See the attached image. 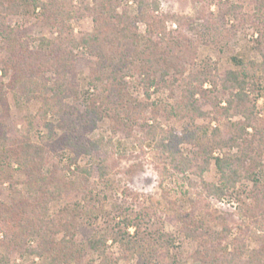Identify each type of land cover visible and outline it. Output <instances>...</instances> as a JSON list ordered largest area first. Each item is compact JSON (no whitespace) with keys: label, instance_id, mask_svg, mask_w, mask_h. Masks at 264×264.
Listing matches in <instances>:
<instances>
[{"label":"trees","instance_id":"16d2710c","mask_svg":"<svg viewBox=\"0 0 264 264\" xmlns=\"http://www.w3.org/2000/svg\"><path fill=\"white\" fill-rule=\"evenodd\" d=\"M124 1L92 0L91 5L76 7L72 0H0V4L5 5L6 15L18 14L23 9H31L32 12L39 9L45 24L57 32L54 39L41 37L27 41L18 29L4 23L0 15V39L5 42L7 53L2 59L0 84L10 71L5 86L14 104L17 107L31 101L39 104L36 113L28 117V125L43 124L48 128L46 139L43 138L41 144L32 142L28 136L18 137L9 133L6 128L9 105L6 93L0 89V185L11 184L9 202H0V234L3 237L0 241V264H8L10 251L30 238H37L38 249L42 251H36V254L41 257L46 254L47 258L52 251H60L58 260L51 264L78 263L75 260L79 256L78 250L64 254V245L69 246L68 243L62 242L58 248L53 243L60 232H72L73 223L66 218L67 208L52 215L50 206L53 202H60L66 193L77 190L82 194L81 205L86 211L96 207L92 204L96 197L95 180L104 178L108 168L106 156L97 153L106 150L111 139L101 135L89 140L83 135L91 132L104 116L116 121L114 134L118 128L136 121L133 108L137 107L141 116L149 105L147 102L133 103L126 99L122 104L120 99L127 87L124 78L132 74L141 78L139 83L147 98L152 86L159 88L181 83L178 86L183 97L167 112L188 118L190 125L180 133L173 129L165 130L152 116V125H146L145 129L149 148L163 157L161 176L167 178L194 173L200 182L189 181V187L196 196L216 199L235 194L246 179L252 181L246 198L258 209L263 203V208L257 212L261 219L256 226L262 230L261 238H264V157L250 166L254 142L247 140L248 129L253 130V138L255 135L264 136V117H259L255 105L260 84L264 83V53L260 51V61H238L234 70L222 74H214L213 69L204 64L192 79L182 78L183 49L189 45L188 40L183 38L181 31L167 30V18L157 0H131L135 7L134 15H130L126 8L119 11ZM252 1L255 19L264 26V0ZM236 8L228 5L226 12L233 13ZM84 16L91 18L93 27L78 39L68 22ZM137 23L145 25L144 34L139 32ZM30 41L37 42L34 49L30 48ZM78 49H82L85 55L93 94L82 93L79 89L75 64L78 55L74 53ZM49 72L53 77L46 76ZM206 83L210 84V89L204 88ZM225 92L229 96L223 100ZM197 95L210 102L214 115L227 120V132L218 126L195 124L197 118L206 116L195 99ZM115 97L119 101L113 99ZM82 98L84 109L78 105ZM222 100L225 101L224 106H220ZM118 106L125 113V118L117 111ZM49 114L58 117L56 126L46 124ZM233 116H239L241 120L231 122L229 119ZM213 119L219 120L216 116ZM56 129H61L59 135ZM79 131L83 134L79 135ZM45 142L53 149L71 151L75 158L64 167L47 169ZM181 145L191 146L190 154H185L180 149ZM215 151L218 154L215 155ZM82 154L92 156L94 164L76 165V158ZM212 161L218 172V181L206 182L203 174ZM13 164L25 176L19 183L22 189L15 187L18 183L13 181ZM71 164H74L73 169H70ZM91 179L94 181L90 182ZM131 225L127 221L123 231H114L113 240L120 242L126 256L137 255L143 260L141 264H153L150 252L137 242V232L131 235L127 231ZM105 243L104 237L93 238L88 241L87 248L104 256ZM237 249L229 252L212 246L203 254L204 258H210L209 264H241L244 254L247 264H264V245L248 251L242 243ZM79 250L82 254L84 249ZM172 261V264H177L175 258Z\"/></svg>","mask_w":264,"mask_h":264},{"label":"rangeland","instance_id":"374dc122","mask_svg":"<svg viewBox=\"0 0 264 264\" xmlns=\"http://www.w3.org/2000/svg\"><path fill=\"white\" fill-rule=\"evenodd\" d=\"M39 1L48 2L49 0ZM157 1L163 15L167 18V30L181 31L183 38L189 42V45L183 49L185 63H182L184 70L182 78L192 79L191 77L196 75L204 64L218 75L234 70L238 61L261 60L260 51L264 53V26L255 19V4L252 0ZM72 3L76 7H83L91 5L92 0H72ZM231 4L237 8L233 13H227V7ZM124 8L130 15H134L135 7L131 0L124 1L119 11ZM39 13V9L34 12L31 9H23L18 14L6 15L5 5L0 4V15L4 18V23L18 29L25 40L33 41L41 37L54 39L57 35L56 29L46 25ZM68 24L78 39L84 33L91 31L93 27L91 18L87 16L72 18ZM137 27L140 33H145L146 27L143 23H137ZM32 41L29 42L30 48L34 49L37 42ZM74 53L78 55L75 64L79 89L82 93L93 94L94 90L89 86V69L85 55L82 49L75 50ZM6 54L5 42L0 39V76L3 67L2 59ZM10 73L9 71L8 75L2 78V85L0 84V89L6 93L9 105L6 128L11 134L18 137L28 136L32 142L41 144L42 139H46L44 136L48 133L47 126L34 124L30 127L27 122L28 117L36 113L39 104L36 101L21 107L14 104L5 86ZM46 76L53 77V74L49 72ZM140 79L135 74L126 76L124 82L127 87L122 91L121 97H123H120L122 104L126 99L133 103L147 102L149 104L142 111L141 116L137 112L138 108H133L136 121L130 122L121 129L118 128L114 134L113 130L117 127L116 121L114 118L104 116L91 132L83 135L89 140L101 135L111 139L108 148L97 153L100 156H106L108 160L107 174L104 178L95 180L96 197L92 200V204L96 207L90 210L91 212L86 211L87 209L81 205L82 194L77 190L66 193L60 202L51 204L52 215L60 212L62 208H67L66 218L73 223L72 232L63 231L55 236L54 246L58 248L61 246L59 244L67 242L69 246L64 245V254L76 253L78 250L79 256L75 259L77 264H102L105 261V264H109L107 260L112 262L110 264H141L143 263L141 258L137 255L126 256L120 242L113 240L114 231H123V227L129 221L132 225L127 231L131 235L137 232L136 240L145 251L147 250L146 252H150L153 264H172L173 258L177 264H209L210 258H204L203 253L212 246L222 247L229 252L238 251L237 247H240L242 243L248 251L260 248L264 245V238H261L262 230L256 225L261 219L257 212L263 208V203L258 209L253 206L250 199L246 198L252 187V181L246 179L240 183L235 194L216 199L196 196L195 191L189 187V181L200 182V178L194 173L187 172L184 176L174 175L167 178L161 176L164 160L159 152L149 148L145 139L146 125H152V116H154L161 128L173 129L180 133L190 125V120L167 112L183 97V91L178 86L181 83L170 86L167 84L159 88L152 86L149 88L150 96L147 98L139 83ZM260 85L255 105L259 117L263 118L264 83ZM204 88L210 89V84L206 83ZM228 96L229 93L225 92L222 99ZM83 99L78 102L80 109H84ZM113 99L117 100L116 97ZM195 99L206 114L204 118H197L195 124L218 126L227 132L225 127L227 120L214 115L210 102L199 95L195 96ZM223 100L220 106L225 105ZM116 109L120 116L125 118V113H122L120 106ZM1 112L0 103V114ZM214 116L219 120H214ZM229 120L234 122L241 119L239 116H233ZM58 121V117L51 114L46 117L48 125L56 126ZM144 123L146 124L143 129L141 125ZM80 131L78 134H83ZM55 132L59 135L61 129H56ZM247 133L249 134L247 140L254 142V151L250 155L252 161L247 163L254 166L264 157V136L251 137L252 129H248ZM45 143L47 169L64 167L70 159L75 158L71 151L53 149L49 147L48 142ZM180 149L185 154H190L191 146L181 145ZM214 154H218V151ZM86 164H94L92 156L82 154L76 158V165ZM73 168L74 164H71L70 169ZM17 169V166L13 164V181L18 183L17 186L15 185L17 189H22L19 183L25 179V176ZM149 170L152 175L145 176L144 173ZM218 177L212 161L209 169L204 172L203 179L206 182H216ZM92 181L94 180L91 179L90 182ZM10 191L9 182L0 185V202L5 204L9 202ZM100 237L106 240L104 256L107 260L104 256L87 248L89 240ZM2 238L0 234V241ZM79 249H84L82 254L79 253ZM36 251H42L38 249L37 238H30L22 245L18 243L14 251H10L8 264H51L53 260H58L57 256L60 253L59 250L52 251L53 254H47L49 256L47 258L45 254V260L44 257L37 255ZM0 252L2 253L1 250ZM244 256L241 264H247Z\"/></svg>","mask_w":264,"mask_h":264},{"label":"clouds","instance_id":"9594fccd","mask_svg":"<svg viewBox=\"0 0 264 264\" xmlns=\"http://www.w3.org/2000/svg\"><path fill=\"white\" fill-rule=\"evenodd\" d=\"M144 175H145V176H148V175H152V173H151V171L149 170V171H146V172L144 173Z\"/></svg>","mask_w":264,"mask_h":264}]
</instances>
